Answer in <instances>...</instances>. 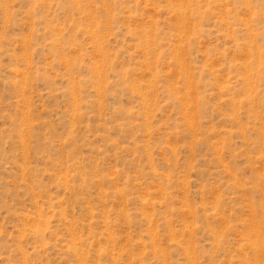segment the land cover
Instances as JSON below:
<instances>
[{"label": "rangeland", "instance_id": "obj_1", "mask_svg": "<svg viewBox=\"0 0 264 264\" xmlns=\"http://www.w3.org/2000/svg\"><path fill=\"white\" fill-rule=\"evenodd\" d=\"M0 264H264V0H0Z\"/></svg>", "mask_w": 264, "mask_h": 264}]
</instances>
